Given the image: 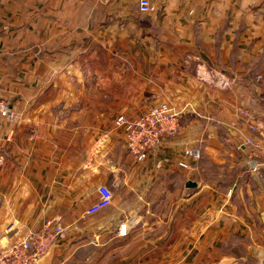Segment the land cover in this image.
Segmentation results:
<instances>
[{
  "label": "crops",
  "instance_id": "crops-1",
  "mask_svg": "<svg viewBox=\"0 0 264 264\" xmlns=\"http://www.w3.org/2000/svg\"><path fill=\"white\" fill-rule=\"evenodd\" d=\"M151 2L0 0V250L9 224L58 213L45 264H264V129L237 114L264 122V0ZM197 58L234 87L200 83ZM159 102L181 130L137 162L114 120ZM187 148L200 158L183 170ZM100 185L111 204L83 218Z\"/></svg>",
  "mask_w": 264,
  "mask_h": 264
},
{
  "label": "built area",
  "instance_id": "built-area-1",
  "mask_svg": "<svg viewBox=\"0 0 264 264\" xmlns=\"http://www.w3.org/2000/svg\"><path fill=\"white\" fill-rule=\"evenodd\" d=\"M140 13H152L155 8L151 0H138ZM198 61L196 79L200 83L213 86L222 91L231 90L234 87V79L214 69H208ZM257 80L264 83V78L258 76ZM240 119L257 132H262L264 122L256 123L255 113L247 108H239ZM13 122L14 113L4 99L0 98V121ZM117 129H121L126 150L137 162L145 161L154 153L159 145L167 139L176 137L180 130V113L175 111L168 103L146 105L144 111L137 117L129 118L119 115L114 120ZM245 146L251 150L259 147L254 139H247ZM200 158L198 148L184 149L181 158L177 162L179 168L190 170ZM3 157H0V165ZM112 192L105 185L97 188V199L93 201L83 212L82 217L92 216L108 207L112 202ZM130 230L128 223L119 227V235L125 236ZM6 233H12L14 239L0 250V264H39L49 250L66 238L67 227L62 216L58 213L42 222L39 228L29 229L25 235H20L13 223L6 227Z\"/></svg>",
  "mask_w": 264,
  "mask_h": 264
},
{
  "label": "water",
  "instance_id": "water-1",
  "mask_svg": "<svg viewBox=\"0 0 264 264\" xmlns=\"http://www.w3.org/2000/svg\"><path fill=\"white\" fill-rule=\"evenodd\" d=\"M186 187L194 188V187H196V183L189 181V182H187ZM53 247L49 250V252L46 254V256L39 262V264H45V261L48 260V258L51 256V252H52Z\"/></svg>",
  "mask_w": 264,
  "mask_h": 264
},
{
  "label": "rangeland",
  "instance_id": "rangeland-1",
  "mask_svg": "<svg viewBox=\"0 0 264 264\" xmlns=\"http://www.w3.org/2000/svg\"><path fill=\"white\" fill-rule=\"evenodd\" d=\"M217 174H219V173H217Z\"/></svg>",
  "mask_w": 264,
  "mask_h": 264
}]
</instances>
